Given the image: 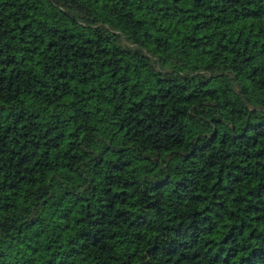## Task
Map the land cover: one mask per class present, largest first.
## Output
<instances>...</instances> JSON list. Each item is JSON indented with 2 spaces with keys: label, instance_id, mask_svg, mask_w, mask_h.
Wrapping results in <instances>:
<instances>
[{
  "label": "trees",
  "instance_id": "trees-1",
  "mask_svg": "<svg viewBox=\"0 0 264 264\" xmlns=\"http://www.w3.org/2000/svg\"><path fill=\"white\" fill-rule=\"evenodd\" d=\"M0 264H264V0H0Z\"/></svg>",
  "mask_w": 264,
  "mask_h": 264
}]
</instances>
